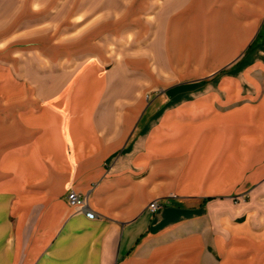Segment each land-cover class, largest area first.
<instances>
[{"label": "crops", "instance_id": "crops-1", "mask_svg": "<svg viewBox=\"0 0 264 264\" xmlns=\"http://www.w3.org/2000/svg\"><path fill=\"white\" fill-rule=\"evenodd\" d=\"M117 4V59L0 63V264H264V0Z\"/></svg>", "mask_w": 264, "mask_h": 264}, {"label": "rangeland", "instance_id": "rangeland-1", "mask_svg": "<svg viewBox=\"0 0 264 264\" xmlns=\"http://www.w3.org/2000/svg\"><path fill=\"white\" fill-rule=\"evenodd\" d=\"M74 1L52 0L44 8L37 0H15L20 13L0 15V27L12 26L0 30V63L14 64L22 75L36 71L39 76L93 59H117L112 57L126 48L123 28L130 23L129 13L118 7V0H85V7ZM141 33L132 36L140 38Z\"/></svg>", "mask_w": 264, "mask_h": 264}, {"label": "built area", "instance_id": "built-area-1", "mask_svg": "<svg viewBox=\"0 0 264 264\" xmlns=\"http://www.w3.org/2000/svg\"><path fill=\"white\" fill-rule=\"evenodd\" d=\"M67 201L68 204L77 212L84 213L88 218L94 217V212L89 208L86 196L80 195L75 191H71L67 195ZM158 207L159 204L156 201H152L149 203L147 209L150 213H154Z\"/></svg>", "mask_w": 264, "mask_h": 264}]
</instances>
